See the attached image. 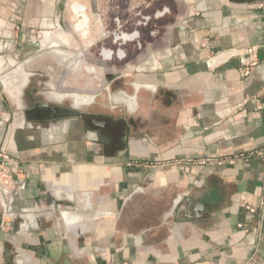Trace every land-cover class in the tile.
Here are the masks:
<instances>
[{
    "label": "crops",
    "instance_id": "crops-1",
    "mask_svg": "<svg viewBox=\"0 0 264 264\" xmlns=\"http://www.w3.org/2000/svg\"><path fill=\"white\" fill-rule=\"evenodd\" d=\"M62 8V0H0V149L23 170L15 196L0 197V264H264V216L258 228L245 210L264 193L260 163L188 173L143 165L264 149V0H156L160 47L123 64L127 89L109 90L118 75L108 83L122 125L106 133L91 94L53 93L84 102L87 123L22 116L27 85L45 64L35 56L50 47L60 56L68 43L55 25ZM49 33L56 42L29 48Z\"/></svg>",
    "mask_w": 264,
    "mask_h": 264
},
{
    "label": "flooded vegetation",
    "instance_id": "flooded-vegetation-1",
    "mask_svg": "<svg viewBox=\"0 0 264 264\" xmlns=\"http://www.w3.org/2000/svg\"><path fill=\"white\" fill-rule=\"evenodd\" d=\"M65 1H68L69 3L65 2L62 8L61 28L69 33L63 35L66 37V42L68 43H65V45L61 47L62 54L59 58L51 54L52 51H55L54 47L50 48V50L46 52V55H41L39 62H44L45 64H41L40 66H37V68L35 67V73L31 78L32 81L28 83L25 93L24 104L26 103V105L30 100L29 92L31 93L32 90L41 88V86H38L35 83V80L39 79L45 82L43 84L44 86L48 85L49 83L54 82V76L51 75L52 73L55 75L58 72L64 74L65 71H70L76 74V71L79 68H83L85 72H92L91 77L94 78L93 71H96V69L94 70V67H101L103 75L107 80V84L103 89L105 91H107L108 83L113 80L115 75H118L119 77L111 83L109 90L122 88L124 83L129 80L126 77L128 75H125V77L123 76V74L126 73V70L114 72L111 71V69L114 70L119 67L126 68L123 64L129 61V55H127V52L130 51L132 53L137 51L135 50L136 41L140 42L145 34L142 19L139 14L129 16V14L125 12H116L112 10L111 4L115 0H107L106 2H104V0ZM68 7L69 10L66 11ZM75 16L77 19H75ZM90 24L95 28L90 29V27H84L85 25ZM90 30H92V34L82 33V31ZM114 35H116L117 38L119 37L117 41L112 38ZM131 38L134 40L135 44H130L131 42L128 40ZM105 69L106 72L104 71ZM96 74L100 75V70H97ZM75 82L79 83L80 79H76ZM57 85L58 84L55 83V86ZM66 88L67 87L60 92L72 95L73 92H78V90H80L77 87H72L73 89L71 88L70 90H67ZM124 89H127V87H124ZM85 93L94 95L93 93ZM98 95L95 96L94 102L91 106L92 108H97L96 106H98L97 109L101 114L99 115V118L95 120L102 125V128L100 129L104 130L106 133L107 130L110 131L109 128L112 125L121 126L122 120H113L112 116H115V114L112 112L110 113L109 109L105 110V107H100L101 103L97 99ZM73 97L74 96L65 97L62 101L63 106L69 107L73 105ZM96 103L98 104L96 105ZM87 110L88 109L84 107L82 112ZM83 119L87 123L91 118L84 116ZM121 133L122 131L119 129L118 135L122 136Z\"/></svg>",
    "mask_w": 264,
    "mask_h": 264
},
{
    "label": "water",
    "instance_id": "water-1",
    "mask_svg": "<svg viewBox=\"0 0 264 264\" xmlns=\"http://www.w3.org/2000/svg\"><path fill=\"white\" fill-rule=\"evenodd\" d=\"M63 5L65 3V0H62ZM145 9L149 10L150 7H155L156 5V0H148L145 1ZM115 10V9H114ZM117 12V11H116ZM144 12V11H143ZM138 12L136 15L139 14L140 18L142 19V23L144 26V30H145V34L143 36V39L139 42L136 41V48L135 50H137L136 52H127V55H129V57H133L132 61L134 63H138L140 61V59H144L145 57L150 56V52L154 51V49L160 47L158 44V39L156 38L157 36H155V32L149 30L151 29L150 24L152 23L151 21H154V26L157 24V19L161 18L160 13L158 12H153L152 15H148L145 14V12ZM158 19V20H159ZM55 25L57 26L58 29L61 28V24L59 23V21H55ZM149 25V26H148ZM154 26H152L154 28ZM146 30H148V32L146 33ZM112 38H114L116 41L117 36L114 35L112 36ZM129 42H131L130 44H135L134 40L129 39ZM135 47V46H134ZM139 48V50H138ZM123 53V52H122ZM126 55V53H125ZM41 56H35V59H39ZM96 69V71L94 72V78L91 77V73L92 72H88V71H84V69L79 68L76 71V74L68 71L64 74H62L61 72L56 73L55 75L52 73L51 75L54 76L53 81L58 84L57 87H55V83L52 82L51 85H45V87L42 89V92H39V89H34L32 90L31 93H29V102L27 103V105L25 106V108L22 111V116L24 117V119H26L29 122H33V123H38V124H49L52 123L54 121H59L61 119L64 118H68V117H81L83 118L82 115V109L80 108H76L73 105L69 106V107H64L62 102H57L54 100H51L47 97V95H49V93L51 92H60L63 91L62 89H65L63 86L67 81V78H71L70 76H72V80H76V79H80V81L85 82L88 85L90 84L91 87H94V89L92 90H85V89H80L78 90L79 93H93L95 96L100 94L104 87L107 84V80L105 79L104 75H103V70H101V67H94V70ZM128 68L126 67H119L117 69H111V71L114 72H118V71H125ZM83 70V71H82ZM97 70H100V75H97L96 72ZM106 72V69L104 70ZM85 72V73H83ZM84 83V85H85ZM63 87V88H62ZM67 90H70V88H66ZM73 89V88H72ZM41 90V89H40ZM1 192H0V197L1 196Z\"/></svg>",
    "mask_w": 264,
    "mask_h": 264
},
{
    "label": "built area",
    "instance_id": "built-area-1",
    "mask_svg": "<svg viewBox=\"0 0 264 264\" xmlns=\"http://www.w3.org/2000/svg\"><path fill=\"white\" fill-rule=\"evenodd\" d=\"M247 54H253L254 48H248ZM255 64V60H249L244 62L240 70L242 76L249 74V67ZM258 162L264 169V149H254L250 151H237L225 156H200V157H179L170 158L163 161H149L143 165L150 169H164V168H176L183 173H188L194 167H225L234 166L237 164H248L250 162ZM138 164V162H136ZM128 163L127 166H131ZM139 165V164H138ZM23 174L22 168L19 166L13 153L9 149H0V192L1 196H15V186L19 180V177ZM245 210L251 218H257V227L260 228L261 222L264 216V193L261 195L259 202L256 206L251 204L245 205ZM4 227H8V222L3 223ZM238 227H242L238 225ZM252 261V258H248L244 264H248ZM121 264H127L123 262Z\"/></svg>",
    "mask_w": 264,
    "mask_h": 264
},
{
    "label": "rangeland",
    "instance_id": "rangeland-1",
    "mask_svg": "<svg viewBox=\"0 0 264 264\" xmlns=\"http://www.w3.org/2000/svg\"><path fill=\"white\" fill-rule=\"evenodd\" d=\"M145 1H148V0H119V1H117V0H115V1H113L112 2V10H114V11H118V12H125V13H127V14H129V16H133V15H135V14H137L138 12H145V14H148V15H152V13L154 12V7L152 8V7H150V9L149 10H147V9H145ZM143 12V13H144ZM165 18H163V19H159L157 22L159 23V24H161V25H164V20ZM152 23L150 24V26H151V29H149V30H152L153 29V27L152 26H154V21H151ZM149 26V25H148ZM148 32V30H146V33ZM44 38H46V39H48V41L49 42H47L48 44H53V42H56L57 41V38H59V36L57 35V33H49V34H45L44 36H43V38H41V39H35V44L36 45H30V47L29 48H34V50H36V51H38V50H40V46L43 44V42H45L46 40H44V41H42ZM40 45V46H39ZM51 48V47H50ZM53 48V47H52ZM44 51H41L40 53L42 54ZM39 53V54H40ZM52 55L53 56H55V57H58L59 58V56H58V54L57 53H55V51L54 52H52ZM39 59H41V58H39ZM35 73V72H34ZM73 76V75H72ZM72 76H70L71 78H72ZM74 77V76H73ZM21 78V77H20ZM71 78H67V81H66V83L67 84H65L63 87L65 88V87H69L70 89L72 88V87H77V88H79V89H85V90H93L94 89V87H95V85L93 86V87H91L90 86V84L88 85V82H87V84L85 83V82H82V81H80L79 83L78 82H75L74 80H72ZM15 81H17V80H15ZM35 83L38 85V86H41V88H37V89H39V92H42V89L45 87L43 84L45 83V82H43V81H41V80H35ZM78 83V84H77ZM84 83H85V85H84ZM51 84V83H50ZM6 86V85H5ZM43 86V87H42ZM109 86H111V84H109ZM55 87H57V86H55ZM62 87V88H63ZM123 87H124V85H123ZM122 87V88H123ZM126 87V86H125ZM122 88H119V89H122ZM41 89V90H40ZM118 89H116V90H110V91H117ZM56 92V91H55ZM52 93H54V92H52ZM65 95V94H64ZM69 95V94H68ZM55 96V95H54ZM98 98V100H99V102L103 105L104 104V107H105V110H108L109 108H108V105H107V91H105V90H103L98 96H97ZM96 99V100H97ZM63 100H60V102H62ZM74 106H76L74 103H72ZM100 107H102V106H100ZM77 108H79V106L77 107ZM83 108V110H84V106H81V108L80 109H82ZM110 110V109H109ZM110 112V111H109Z\"/></svg>",
    "mask_w": 264,
    "mask_h": 264
},
{
    "label": "bare ground",
    "instance_id": "bare-ground-1",
    "mask_svg": "<svg viewBox=\"0 0 264 264\" xmlns=\"http://www.w3.org/2000/svg\"><path fill=\"white\" fill-rule=\"evenodd\" d=\"M43 36L44 35H42V38H43ZM34 41H35V39H33ZM13 76L15 77V75L13 74V73H9V74H5V75H3L2 76V78H1V80H2V83L3 84H7V83H9V81H11V79H13ZM16 80H18V79H16ZM21 81V80H20ZM51 85V84H50ZM47 97L49 98V99H51V100H54V101H58L57 99V97L56 96H54V94L51 92V93H49V95H47ZM67 97H69V96H67ZM71 97V96H70ZM74 100V103H75V105L76 106H84L85 105V103L84 102H80V101H77V100H75V99H73ZM74 106V105H73Z\"/></svg>",
    "mask_w": 264,
    "mask_h": 264
}]
</instances>
